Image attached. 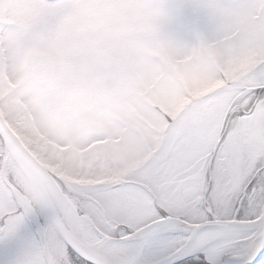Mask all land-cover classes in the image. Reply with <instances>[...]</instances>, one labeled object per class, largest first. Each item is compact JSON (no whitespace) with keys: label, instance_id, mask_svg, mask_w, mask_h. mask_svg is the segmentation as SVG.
<instances>
[{"label":"snow or ice","instance_id":"6c2138e0","mask_svg":"<svg viewBox=\"0 0 264 264\" xmlns=\"http://www.w3.org/2000/svg\"><path fill=\"white\" fill-rule=\"evenodd\" d=\"M0 264H264V0H0Z\"/></svg>","mask_w":264,"mask_h":264},{"label":"rangeland","instance_id":"374dc122","mask_svg":"<svg viewBox=\"0 0 264 264\" xmlns=\"http://www.w3.org/2000/svg\"><path fill=\"white\" fill-rule=\"evenodd\" d=\"M101 73L100 65L95 61H89L79 82L69 87L65 100V112L59 125L61 131L66 129L68 123L75 115L82 114L79 112L80 108L101 102L95 94L90 92L97 76ZM110 79V76L106 77L105 82H110ZM48 132L49 129L45 128L44 133L47 134Z\"/></svg>","mask_w":264,"mask_h":264},{"label":"clouds","instance_id":"9594fccd","mask_svg":"<svg viewBox=\"0 0 264 264\" xmlns=\"http://www.w3.org/2000/svg\"><path fill=\"white\" fill-rule=\"evenodd\" d=\"M126 2H128V3H137V2H139V0H126Z\"/></svg>","mask_w":264,"mask_h":264}]
</instances>
